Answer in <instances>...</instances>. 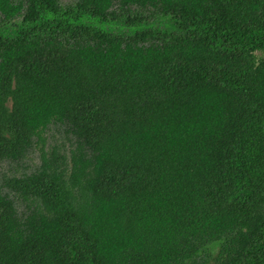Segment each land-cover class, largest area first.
Returning a JSON list of instances; mask_svg holds the SVG:
<instances>
[{
  "label": "trees",
  "instance_id": "obj_1",
  "mask_svg": "<svg viewBox=\"0 0 264 264\" xmlns=\"http://www.w3.org/2000/svg\"><path fill=\"white\" fill-rule=\"evenodd\" d=\"M258 51L264 0H0V264H264Z\"/></svg>",
  "mask_w": 264,
  "mask_h": 264
},
{
  "label": "rangeland",
  "instance_id": "obj_2",
  "mask_svg": "<svg viewBox=\"0 0 264 264\" xmlns=\"http://www.w3.org/2000/svg\"><path fill=\"white\" fill-rule=\"evenodd\" d=\"M74 0H62L63 3H71ZM85 20L88 23H92L98 26H101L103 28H121L125 29L122 25H114V24H103L100 23L97 19L94 18H85ZM150 21V25L152 26H164L169 27L171 25V21L169 18H164L161 16L152 17ZM160 23V24H159ZM156 24V25H153ZM6 31H8L7 28H4ZM12 32V28L10 29V33ZM258 56L264 57V52L258 51ZM7 107L11 109L12 107V99H9L7 102ZM49 136V144H53L55 142L59 143H67V136L63 132V130L58 129L56 127H51V129L48 132ZM40 162V151L38 149H34L32 153H30V156L24 160L21 163H11V162H1L0 163V180H2L7 175L12 174H21L25 171H30L36 167V165ZM213 250L216 252L218 250V246H214Z\"/></svg>",
  "mask_w": 264,
  "mask_h": 264
}]
</instances>
